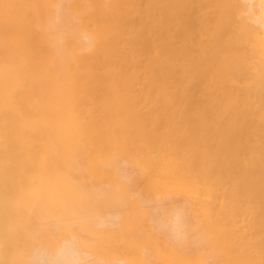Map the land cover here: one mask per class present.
Masks as SVG:
<instances>
[{"label": "bare ground", "instance_id": "6f19581e", "mask_svg": "<svg viewBox=\"0 0 264 264\" xmlns=\"http://www.w3.org/2000/svg\"><path fill=\"white\" fill-rule=\"evenodd\" d=\"M0 264H264V0H0Z\"/></svg>", "mask_w": 264, "mask_h": 264}]
</instances>
